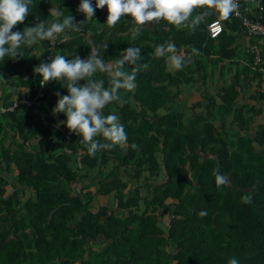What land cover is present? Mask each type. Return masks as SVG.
I'll use <instances>...</instances> for the list:
<instances>
[{
  "label": "trees",
  "instance_id": "1",
  "mask_svg": "<svg viewBox=\"0 0 264 264\" xmlns=\"http://www.w3.org/2000/svg\"><path fill=\"white\" fill-rule=\"evenodd\" d=\"M79 2L32 0L29 15L13 30L50 21L57 9L80 23L79 30L67 29L69 39L53 47L45 39L0 60V85L6 86L0 105L32 102L0 115V264H227L233 256L240 264H264V38L250 37L239 53L238 21L218 15L207 0L192 8L195 30L160 20L136 32L130 16L110 24L105 6L88 18ZM214 20L223 31L211 39L206 25ZM168 43L187 60L173 72L165 57L152 54ZM253 44L261 57L256 67L247 52ZM127 47L141 50L136 87L121 89L120 99L103 109L118 115L127 142L89 154L81 137L60 123L63 114L52 111L66 82L40 85L33 68L49 55L84 58L94 48L109 63ZM233 68L218 91L204 88L212 74L225 76ZM93 78L108 86L106 73ZM252 85L254 94L244 95ZM125 167L133 179L145 174L148 195L122 181ZM217 169L227 177L223 185L215 182ZM160 174L159 184L149 181ZM91 175L98 179L95 193L91 186L76 188ZM97 194L112 195L114 209L94 207ZM202 209L207 215L197 214Z\"/></svg>",
  "mask_w": 264,
  "mask_h": 264
},
{
  "label": "clouds",
  "instance_id": "2",
  "mask_svg": "<svg viewBox=\"0 0 264 264\" xmlns=\"http://www.w3.org/2000/svg\"><path fill=\"white\" fill-rule=\"evenodd\" d=\"M196 2L197 0H80L78 11L91 18L94 17L96 9L106 6L108 12L106 21L110 24H115L122 16L128 15L132 18L131 22L140 27L148 22L160 20L180 25L188 21ZM207 2L218 15L227 17L230 14V18L238 6L235 0ZM258 2L251 4L250 9L258 10L259 5L264 7L260 0ZM31 4L32 0H0V60L5 57L10 59L21 56L22 48L45 39H55L57 34H63L62 39L67 40L69 39L67 29L79 30L80 23H74L71 15L65 16L59 9L55 11L54 18L50 21L44 20L13 30L15 25L23 22L29 15ZM217 21L221 23V20ZM239 30L242 31L240 26ZM103 47L107 45L104 44ZM192 51L195 52L196 49ZM140 52L138 47H127L123 49V54L119 58L106 63L101 52L94 48L84 58L79 55H70L71 58H67L69 56L56 54L50 60L41 62L33 68L40 77L41 85L49 81L66 82V87L63 88L67 91L56 93L58 99L52 111L63 114L64 119L60 123L81 137V143L86 145L89 154L94 155L98 149H112L127 142V132L118 115L105 114L103 109L110 102L120 99L121 89L132 90L136 87L135 78L141 67ZM152 54L165 57L170 70H179L187 62L185 55L178 51L173 43L157 45ZM126 68L128 70H125ZM97 72L107 74L108 86H105L104 79L93 78ZM79 81L84 83L81 84ZM132 147H135V144ZM215 182L219 185L227 182V177L218 169L215 172ZM243 199L247 202L249 197L244 196ZM197 214L205 216L207 210L202 209ZM227 264H240V260L233 256L228 258Z\"/></svg>",
  "mask_w": 264,
  "mask_h": 264
},
{
  "label": "built area",
  "instance_id": "3",
  "mask_svg": "<svg viewBox=\"0 0 264 264\" xmlns=\"http://www.w3.org/2000/svg\"><path fill=\"white\" fill-rule=\"evenodd\" d=\"M259 0H235L237 8L233 10L231 17L238 20L239 26L242 32L252 38H264V9L259 5L258 10H251L250 5L253 3H259ZM222 24L217 21H211L206 25V32L209 38L215 39L222 32ZM63 34H57L55 39L49 40L50 45L53 47L55 43L62 39ZM51 51V49H50ZM247 52L253 56V65L257 66L261 64L260 50L256 44L250 45ZM52 58L51 55L48 59ZM41 85V84H40ZM42 94L39 92L37 97H41ZM20 104L30 106L32 102L21 99H13L12 103L8 106L0 105V115L8 112H12Z\"/></svg>",
  "mask_w": 264,
  "mask_h": 264
},
{
  "label": "rangeland",
  "instance_id": "4",
  "mask_svg": "<svg viewBox=\"0 0 264 264\" xmlns=\"http://www.w3.org/2000/svg\"><path fill=\"white\" fill-rule=\"evenodd\" d=\"M169 69V68H168ZM175 69H169V72H173ZM215 79H214V82L215 83H213V87H217L218 89L222 86V85H224V84H226V83H229L230 82V77L229 76H224L223 74L221 75V76H218L217 74H216V72H215V77H214ZM213 88H211V90H212ZM249 88H247V90H248ZM246 90V91H247ZM187 92V91H186ZM184 102V101H183ZM173 106H175V104L174 105H172V107ZM182 106H183V104H182ZM201 108H203L202 106H201ZM174 109H175V107H174ZM198 110H200V109H196V112L198 111ZM263 112H264V107H263ZM189 119H190V114L188 113V114H186L185 115V117L183 118V121L185 122V123H187L188 121H189ZM260 119H264V116L262 115L261 117H260ZM230 120V117H228L227 118V120H226V122H228ZM256 122L257 121H260L259 119H256L255 120ZM254 128H255V126H253L252 127V131H251V133L254 131ZM234 129V128H233ZM121 170H122V168H121ZM93 173H95V172H93ZM132 175V171H131V169L129 168V167H125L124 168V170H122V172L120 173V178L122 179V181H125V182H127V184L129 185V186H131V187H136L137 189L136 190H138L140 193H142L143 195H148V193H149V191H146L145 190V185H146V179H145V174H143L139 179H133V177L131 176ZM163 176H162V174H160L158 177H151L150 179H149V181L150 182H153L154 184H159V182H161L162 180H163V178H162ZM98 181V179L96 178V177H94V175H91V177L90 178H88V179H86V180H82L77 186H76V188L77 189H79L80 187H86V186H88V187H92V186H94L95 185V183ZM95 190H97V189H95V188H91L90 189V191L91 192H94L95 193ZM114 198H113V196L112 195H107V196H101L100 194H97L96 195V203L94 204V207H97V206H100V205H107V206H109L110 208H113L114 209ZM162 220V219H161ZM162 221H165V219L164 220H162ZM163 228H164V226L163 225H161ZM95 249H100V247H101V245L98 243V244H96L95 245Z\"/></svg>",
  "mask_w": 264,
  "mask_h": 264
},
{
  "label": "crops",
  "instance_id": "5",
  "mask_svg": "<svg viewBox=\"0 0 264 264\" xmlns=\"http://www.w3.org/2000/svg\"><path fill=\"white\" fill-rule=\"evenodd\" d=\"M183 23H185L186 24V27L187 26H189L191 29H193V30H195L194 29V25H193V22H192V20L190 19V17H188V21H186V22H183ZM132 25H133V28L131 29V31L132 32H136V30H137V28L136 27H140L139 25H135V24H133L132 23ZM155 25V21H152V22H148L147 24H144V25H141V27L142 28H152L153 26ZM100 29H99V27L97 28V32L99 31ZM113 35V33L112 32H109V34H108V36H112ZM235 36H236V42H235V45H237V47H239V50H240V52L239 53H241V51H243L244 50V48L246 47L245 45H247L246 43L247 42H249L250 40H252L250 37H248V36H246L245 34H243L242 33V31H240V30H238L236 33H235ZM86 39H87V41H89V42H91L92 40H93V34H90V35H88L87 37H86ZM246 64V62L244 61V60H240V64ZM234 65H235V63H233ZM232 64V65H233ZM235 69L236 68H233L232 69V73L230 74V72L229 73H226V75L227 76H229L230 77V75H231V77H230V80H231V78H232V75L235 73ZM217 74V73H216ZM218 76H220L219 74H217ZM225 75V76H226ZM215 77V74H212V76L210 77V80H208L207 81V83H206V85L204 86V88H207V89H209L210 90V92L211 93H215L216 91H218L219 89L217 88V87H213V83H215L214 82V78ZM196 78V77H195ZM197 84H199V83H197ZM190 85H192V84H189L188 86H187V89H188V91H190ZM6 86H1L0 85V91L2 92V90L5 88ZM222 87V86H221ZM203 88V89H204ZM211 88H213L212 90H211ZM202 90V89H201ZM245 90V91H244ZM243 91H244V95L246 94V93H248V92H252L253 94H254V91H255V89H254V86L252 85L251 86V88L250 89H248L247 90V88H245ZM247 90V91H246ZM0 92V93H1ZM190 96H192V93L191 92H188V98L190 97ZM187 97L185 98L184 97V99L185 100H187ZM244 102V101H243ZM244 103H248V102H244ZM251 105H256V103L255 102H251ZM259 105V104H258ZM260 106V105H259ZM197 108H199V107H197ZM200 109V108H199ZM263 116H264V112H263ZM259 122H261V121H257L256 123H259ZM12 169H14L13 167H12ZM13 174V176L15 175V173H16V171H14V172H12Z\"/></svg>",
  "mask_w": 264,
  "mask_h": 264
},
{
  "label": "bare ground",
  "instance_id": "6",
  "mask_svg": "<svg viewBox=\"0 0 264 264\" xmlns=\"http://www.w3.org/2000/svg\"><path fill=\"white\" fill-rule=\"evenodd\" d=\"M203 85V84H202ZM200 106V105H199ZM201 109V108H200Z\"/></svg>",
  "mask_w": 264,
  "mask_h": 264
}]
</instances>
